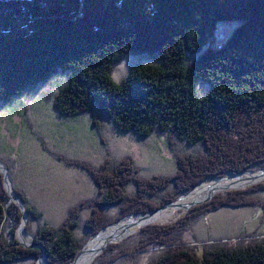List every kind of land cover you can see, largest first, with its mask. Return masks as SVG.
Wrapping results in <instances>:
<instances>
[{
  "label": "trees",
  "instance_id": "obj_1",
  "mask_svg": "<svg viewBox=\"0 0 264 264\" xmlns=\"http://www.w3.org/2000/svg\"><path fill=\"white\" fill-rule=\"evenodd\" d=\"M222 20L239 25L228 29L220 46L205 48ZM130 53L155 54L161 64L136 65L118 84L112 67ZM188 54L198 57L188 62ZM57 69L68 72L53 99L60 115L96 110L122 132L148 137L158 130L171 144L185 141L200 148L195 154L174 151L176 171L151 179L141 177L128 157L118 167L121 177L112 178L89 161L53 153L84 169L100 197L86 201L93 206L83 222L90 232L80 239L74 228L84 201L70 207L58 227L38 225L32 230L31 220L42 212L30 204L25 191L13 188L27 214L24 229L43 246L48 264H68L89 236L109 223L99 206L121 205L115 219L147 213L202 181L264 168V0H0V102L31 92ZM199 82L209 86L204 96L197 93ZM92 123L101 130L94 116ZM130 180L136 191L128 203L123 186ZM144 182L150 189L171 190L159 205H152L140 196L152 193ZM1 183L0 173V264L36 260L41 249L7 241L5 227L11 223L14 233L22 214L14 203L4 211L1 202L7 194ZM255 189L264 190V183ZM246 196L245 190L228 191L173 222L146 226L135 249H144L146 243L174 246L152 264H264V238L209 245L201 255L181 245L183 230L207 212L258 202ZM101 256L94 264L108 263Z\"/></svg>",
  "mask_w": 264,
  "mask_h": 264
},
{
  "label": "rangeland",
  "instance_id": "obj_2",
  "mask_svg": "<svg viewBox=\"0 0 264 264\" xmlns=\"http://www.w3.org/2000/svg\"><path fill=\"white\" fill-rule=\"evenodd\" d=\"M238 25L239 22L237 21H218L213 33L216 29H218V32L215 36L212 35L205 48L220 46L226 38L228 29H234ZM197 57L198 55L190 56L188 54V62L195 60ZM122 61L127 62L128 73L136 65L161 64L155 54L130 53L113 65L111 75L114 70H118L117 66ZM67 79L68 72L57 69L47 80L37 84L31 92H27L22 97L9 103L0 102V161L9 166L8 176L12 188H20L25 191L30 204H33L42 212V216L38 220H31L32 230L36 229L38 225L58 227L66 218L68 209L84 201L86 205L80 211L79 225L74 228V235L77 238L85 239L90 230L84 227L83 222L91 215L93 208L86 201H93L100 197L98 187L84 169L74 164L68 165L56 158L54 154L60 153L71 159L89 161L88 163L95 169L106 170L108 176H112V178L121 177L118 167L124 158L128 157L141 177L151 179L155 176L171 175L176 171L174 151L180 154H195L200 146L190 145L185 141H175L171 144L165 133L158 130L148 137H140L132 132H122L107 115L96 110L83 112L72 117L60 115L53 105V99ZM197 86L199 96H204L209 90L206 83L199 82ZM93 116L98 119L101 130L93 125ZM109 159L111 161H108ZM103 165H107V168H103ZM114 165H116L115 168ZM263 169L238 172L235 175H240L241 179L237 185L218 190L199 200L189 199L177 211L166 214V211H163L161 216L150 221L140 220L137 215L157 212L162 209L149 210L147 213H131L115 219L119 214L121 205L99 206V210L102 211L104 218L109 220V223L104 226L105 229L103 227L100 232L90 235L68 264L78 258L72 263L77 264L85 252L84 250L93 245L99 235L108 228L112 230V238L104 243L103 246H107L103 247V251H99L98 255L95 253L90 257L87 264H94L96 258L101 255L103 261H108L106 264H152L161 253L174 246L146 243L144 249H135L144 240V236L139 234L140 229L150 225L173 222L194 207L192 206L186 210L191 203L218 194L223 195L233 190H245L248 199H256L258 202L245 203L235 207L222 206L207 212L200 218L193 220L183 230L180 236L181 245L194 248L201 255L203 249L209 245H236L260 240L264 238V190L255 189V186L264 183V178L250 181L246 180L245 174L263 175ZM226 176L230 175L226 174L221 178L202 181L191 191L177 196L175 200L178 201L183 196H190L200 185ZM144 184L152 193L145 194V192H141L140 196L152 205H159L162 198L171 190V188L157 189L153 186L150 189V184L145 182ZM1 185L7 194L2 199L1 206L7 213L8 205L14 202H7L9 199L8 188L3 180ZM135 187V183L131 180L123 186L125 194H128L126 196L128 203H130L128 197L135 195ZM16 205L20 209L22 217L14 233L10 232L11 223L5 227L7 241L11 243V240L15 239L18 244L24 247L35 244L33 248H43L40 243L33 242L30 233L25 229L24 233L19 228L22 223L23 212L21 207L18 204ZM22 206L27 221L23 203ZM168 207L170 206L166 208ZM124 220L129 222L125 223ZM117 222L119 223L116 225ZM110 244L113 245L112 249L108 247ZM41 255L40 252L38 258ZM38 258L35 260L28 257L7 264H40L42 259L47 264L44 257L39 260Z\"/></svg>",
  "mask_w": 264,
  "mask_h": 264
},
{
  "label": "bare ground",
  "instance_id": "obj_3",
  "mask_svg": "<svg viewBox=\"0 0 264 264\" xmlns=\"http://www.w3.org/2000/svg\"><path fill=\"white\" fill-rule=\"evenodd\" d=\"M245 175H246V178H247L246 180H250V181H252V180H258V179H263L264 178V174L263 175H257V174H253V173H247ZM218 178H221V177H218ZM240 179H241L240 175H230V176H226V177H224L222 179L210 181L208 183H205V184L200 185L199 187H197L191 193L190 196H188V197L183 196L178 201L175 200L177 202L176 203L174 202L175 204H173L172 206L170 205V207H168V208L165 207V209L163 208L162 210H159L157 212H152V213L137 215V217L140 218V220H143V221H150V220L157 219L159 216L162 215L163 211H166L165 214L166 213L175 212V211H177L180 208V206L182 204L187 203L189 199L199 200V199H201L203 197H208V196H210L211 194H213L214 192H216L218 190L226 189V188H228L230 186L237 185ZM182 207H183V205H182ZM154 211H156V210H154ZM160 211H162V212H160ZM123 222L127 223L129 221L124 220ZM118 223L119 222H117L115 224L117 225ZM111 231L112 230L108 228L106 231L102 232L99 235V237L97 238V240L94 242V244L91 245L89 248H87V250H84L85 252L83 253L80 261H78L77 264H87V263H89L90 257L93 254H95V253L98 254L99 251L104 247L103 246L104 243L107 240H109V239L112 238V232ZM42 257H44L45 260H46V257H45V254L44 253H42L40 259ZM77 259H75V260H77ZM46 263H47V261H46ZM40 264H45L44 259H42L40 261Z\"/></svg>",
  "mask_w": 264,
  "mask_h": 264
},
{
  "label": "water",
  "instance_id": "obj_4",
  "mask_svg": "<svg viewBox=\"0 0 264 264\" xmlns=\"http://www.w3.org/2000/svg\"><path fill=\"white\" fill-rule=\"evenodd\" d=\"M264 170V169H263ZM243 172H245V171H243ZM0 173L2 174V180H3V182H4V184H5V186L8 188V191H9V199H8V203L9 202H11V201H13L14 203H16V204H18L20 207H21V209H22V212H23V219H22V223H21V226L19 227L20 229H21V231H23L24 233H25V231H24V228H23V226L25 225V222H26V215H25V213H24V208H23V206H22V202L20 201V199L16 196V194H15V192H14V190H13V188H12V186H11V183H10V179H9V176H8V169H7V166L4 164V162H2V161H0ZM235 174H237V173H235ZM234 173H230L229 175H235ZM218 178V177H217ZM233 189H238V188H233ZM227 190H229V189H227ZM212 197H210V198H208V199H203V200H201V201H199V202H193V203H191L188 207H187V209L186 210H188L189 208H191L192 206H195V205H197V204H201V203H204V202H207V201H209L210 199H211ZM174 202L175 201H173V202H169V203H166V204H164V205H162V206H160L159 208H157V209H154V210H158V209H163V208H165V207H167V206H170V205H173L174 204ZM7 203V204H8ZM154 210H152V211H154ZM105 228V227H104ZM103 229V228H102ZM102 229H100L98 232H100ZM97 232V233H98ZM21 242V241H20ZM22 244H25V243H23V242H21ZM35 244H30V247H33ZM107 246V245H106ZM105 246V247H106ZM104 247V248H105ZM104 248L103 249H101L100 250V252L101 251H103L104 250ZM40 249H41V254L42 253H44V249L43 248H41L40 247ZM82 251V250H81ZM80 251V252H81ZM80 252H79V254H80ZM99 252V253H100ZM98 253V254H99ZM78 254V255H79ZM97 254V255H98ZM40 258H38V260H39ZM38 262V261H37ZM48 264V263H47Z\"/></svg>",
  "mask_w": 264,
  "mask_h": 264
},
{
  "label": "clouds",
  "instance_id": "obj_5",
  "mask_svg": "<svg viewBox=\"0 0 264 264\" xmlns=\"http://www.w3.org/2000/svg\"><path fill=\"white\" fill-rule=\"evenodd\" d=\"M118 70H114L112 74V78L116 83H120L124 78L127 77L128 74V67L127 62L122 61L118 66Z\"/></svg>",
  "mask_w": 264,
  "mask_h": 264
},
{
  "label": "built area",
  "instance_id": "obj_6",
  "mask_svg": "<svg viewBox=\"0 0 264 264\" xmlns=\"http://www.w3.org/2000/svg\"><path fill=\"white\" fill-rule=\"evenodd\" d=\"M217 32H218V29L215 30V33H213V35L215 36ZM217 41H219V40H217Z\"/></svg>",
  "mask_w": 264,
  "mask_h": 264
}]
</instances>
